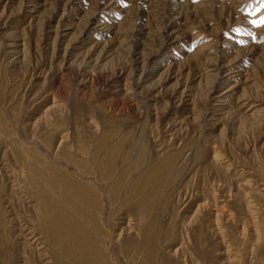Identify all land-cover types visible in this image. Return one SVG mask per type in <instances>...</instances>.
<instances>
[{"label":"rangeland","instance_id":"1","mask_svg":"<svg viewBox=\"0 0 264 264\" xmlns=\"http://www.w3.org/2000/svg\"><path fill=\"white\" fill-rule=\"evenodd\" d=\"M0 116V264H264V0H0Z\"/></svg>","mask_w":264,"mask_h":264},{"label":"bare ground","instance_id":"2","mask_svg":"<svg viewBox=\"0 0 264 264\" xmlns=\"http://www.w3.org/2000/svg\"><path fill=\"white\" fill-rule=\"evenodd\" d=\"M217 50H219V49H217ZM221 58H222V56H221V54L219 53V52H217L216 54H215V60H216V69H215V73H214V77L216 78V79H218L219 77H220V72H221V70H222V63H221ZM224 59V58H223ZM224 64V63H223ZM226 66V65H225ZM215 81V80H214ZM220 81V80H219ZM213 82V81H212ZM2 116V115H1ZM0 116V121H1V119H2V117ZM3 121V120H2ZM1 121V122H2ZM6 123V122H5ZM3 124H4V122H3ZM31 148V147H30ZM38 152V151H37ZM32 161H34V164H35V167L36 166H38V160H37V158H36V156H35V158H33L32 159ZM31 162V161H30ZM172 164V163H171ZM31 165V164H30ZM34 166V165H33ZM41 167V166H40ZM42 168L44 169V171H45V173L47 172L50 176H51V178L53 179V181L55 182V171H54V168L53 167H49V166H43L42 165ZM166 170V169H165ZM25 174V173H24ZM33 174V173H32ZM27 176V175H26ZM34 176V175H33ZM48 176V175H47ZM32 180V179H31ZM39 182V181H38ZM41 185V184H40ZM43 188V187H42ZM150 189V188H149ZM48 191V190H47ZM92 197V196H91ZM44 198H45V200H46V205L49 207V208H51L52 209V211H53V208L52 207H54V204L52 203V201H51V195H50V197H48L47 196V194H44ZM84 199H85V201L87 202V203H93V201H92V199H90L89 198V196H86V197H83ZM96 204V203H95ZM69 217V216H68ZM85 242V241H84ZM90 244V243H89Z\"/></svg>","mask_w":264,"mask_h":264}]
</instances>
